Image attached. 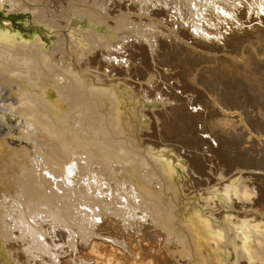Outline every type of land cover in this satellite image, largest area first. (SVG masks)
Instances as JSON below:
<instances>
[{"label":"bare ground","instance_id":"bare-ground-1","mask_svg":"<svg viewBox=\"0 0 264 264\" xmlns=\"http://www.w3.org/2000/svg\"><path fill=\"white\" fill-rule=\"evenodd\" d=\"M5 1L32 18L18 31L0 28V264H30L36 256L45 264H264V188L256 193L243 170L221 172L220 152L197 136L222 127L202 119L201 95L181 100L158 70L168 68L155 58L164 9L113 15L120 0H68L74 3L61 11L54 0ZM140 1L158 7V0ZM186 1L188 16L204 13L199 2ZM193 20L201 37L200 19ZM131 30L145 38L147 59L130 53ZM109 51L112 62L96 63ZM118 58L126 60L115 65ZM137 58L142 69L130 64ZM212 60L222 70L241 68ZM189 68L198 82L212 73ZM135 77L146 81L131 82ZM185 148L200 154L182 156ZM39 215L48 225L36 224ZM12 233L18 241L9 240ZM60 236L68 255L54 251Z\"/></svg>","mask_w":264,"mask_h":264},{"label":"rangeland","instance_id":"rangeland-1","mask_svg":"<svg viewBox=\"0 0 264 264\" xmlns=\"http://www.w3.org/2000/svg\"><path fill=\"white\" fill-rule=\"evenodd\" d=\"M90 1L94 0H89L88 5H90V3L96 4V0L94 3ZM97 1V4L100 5L102 3L107 6L110 5V3L105 2V0ZM256 1L257 0H251V2L250 0H196V2L201 4V9L204 10V13H197L200 14L198 18L197 15H193V17L188 16L189 12L186 11L188 4L187 1L185 3V0H179V2L178 0H158V7H153L154 3L151 2H145V4L140 0H120L118 1V5L121 7L115 9L113 15L118 14L120 10H122V13L127 12L129 14L138 10V14L141 13L140 15H142L143 12L144 15L149 13L156 15L155 12H161L164 9L162 12L166 13V17H160V20L161 23L163 22L162 24L166 29H161V27L159 25L158 27L156 24L158 27L156 33H158L159 30L161 32L159 31L160 35L156 37L157 49L155 58L156 60L165 59L168 62V68L161 66L158 68V70L162 71V73H160L162 75L164 74L169 80L168 82L166 81L165 87L173 89L174 94L179 95L183 101L201 95L198 96L199 98H196L198 101L196 105L201 109L199 114L202 115V119L204 121L208 119L209 123L213 125L217 123L219 127L222 128L218 129L219 131L215 136L198 134L197 137L206 140L214 151L220 152L219 155L224 159H221V163H225L221 168L219 167L221 172L226 169H234L235 171L232 173L237 172V169L245 171V174L248 176L246 181L250 184L252 189L256 190V193L261 195L260 189L264 188V0ZM67 2L74 3L68 0H58L57 2L54 0L53 4L55 6H53L55 8L52 7L56 11H61L62 4L64 5L62 7L63 9L67 6ZM164 3H166V7ZM193 5V3L189 4L190 7ZM56 7L59 8L57 9ZM139 8H141L143 12H141V10L139 11ZM151 10H153V12ZM208 10H210L213 15L210 14L211 12ZM168 13L169 15H167ZM191 19H200L199 21L201 24L199 25L202 28L201 37L196 36L195 28H191ZM148 30L151 31V29L146 28V31ZM126 35V43L130 44V53H145L146 56L144 57L147 59L149 50L148 45L145 44V38L139 33H134L132 30ZM174 35H177L182 41H178ZM113 50L114 49H112V51ZM246 52H248V54H246ZM111 54L113 56H110ZM123 56L124 58H129L127 52L124 53ZM233 56L237 59L239 58V61L234 59ZM213 57L237 61L241 68L239 71H232V69L224 68L222 70L220 64L215 60L217 65L213 60L210 62ZM113 58H115L114 53L109 51L107 55L102 54V59H97L96 63L99 64L100 61L103 62L105 60L112 62ZM124 58L116 59L114 64L117 65L118 61L121 62L126 60ZM138 58L133 59L134 63L131 61L130 64L134 67L139 66L142 69L143 66H140ZM183 62L186 64L184 63V66L179 67L178 64L180 65V63ZM150 63L151 62L148 61V64ZM122 66L124 68L127 67L126 64ZM189 66L194 70L197 69V71L202 67H212L210 68L212 75L210 73L207 74L208 77L204 75L202 77L205 79L201 78L198 82V74L190 75L188 71L190 70ZM215 67L220 70H217ZM116 68L120 69L118 66H116ZM104 70L105 72H109V69L106 67L102 69V71ZM111 74L114 75L115 72ZM146 74L148 75L149 72H146ZM177 74L180 75L176 76ZM170 76L172 78H169ZM138 78L139 77L133 78L131 82L133 81V83L140 85L146 81V78L140 80ZM155 80L156 79H154V81ZM158 83L162 82L159 81ZM182 84L185 85L182 87ZM211 97L214 98L218 104L216 109L212 107L210 101ZM156 98L159 99L160 96L158 95ZM195 107H188V110ZM207 108H209L208 111H213L212 108L214 109L211 117L208 115ZM226 129L228 133H225ZM146 134L149 135L150 132ZM143 139L152 142V140L147 137ZM168 145L171 146L170 144ZM173 145L180 148L178 144ZM205 145L206 144L203 143L199 148H201L202 153H206V157H209L208 146ZM163 150L166 152L163 148L159 149V151ZM180 153L182 156L189 158L191 155L200 154V152L198 153L195 149L191 150L186 148L185 150L182 149ZM160 155L169 157L164 152L160 153ZM208 167L212 168V165H208ZM192 176L198 180L203 179L198 177V175L196 176V174H192ZM262 194L263 196H261L264 199V189ZM255 199H257L256 196ZM262 206L264 207V201L262 202ZM41 216L42 215H39L40 218L37 216L36 224H41L43 226L48 225L47 220H41ZM139 217L140 216H135L134 219L143 220ZM144 220L149 221V218L145 217ZM100 221V219L96 220L98 224H100ZM147 224L148 223H146L145 226H149V224ZM90 229L92 230V228ZM47 232L48 231H45V233ZM58 232L65 234L63 230H58ZM10 236L9 240L18 241L17 234L12 233ZM54 241L56 245L60 246V248H56L54 251L62 255H68V253L62 250L67 249V246L64 245L67 239H61L60 236V238H55ZM21 244L23 245L24 243L20 241V245L18 246L17 244L16 248H20L22 246ZM13 253L18 257L22 252L17 249L14 250ZM40 263L45 264L39 256H36L34 262L30 264Z\"/></svg>","mask_w":264,"mask_h":264},{"label":"water","instance_id":"water-1","mask_svg":"<svg viewBox=\"0 0 264 264\" xmlns=\"http://www.w3.org/2000/svg\"><path fill=\"white\" fill-rule=\"evenodd\" d=\"M22 2L24 0H21ZM0 28L1 29H10V30H20L22 24L26 22L27 18H32L31 14L29 12L25 11H14L11 7L8 1L0 0ZM19 23V26H18ZM30 30L32 33L36 35H40L43 38V31L37 32L36 29H32L33 25H30ZM23 31V29H21ZM8 95H6L7 97ZM8 123L10 122V119L6 120Z\"/></svg>","mask_w":264,"mask_h":264}]
</instances>
